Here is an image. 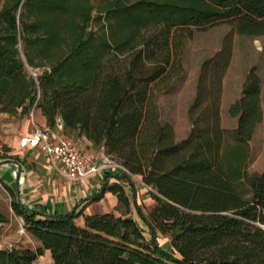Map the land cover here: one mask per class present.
I'll list each match as a JSON object with an SVG mask.
<instances>
[{
  "label": "trees",
  "instance_id": "trees-1",
  "mask_svg": "<svg viewBox=\"0 0 264 264\" xmlns=\"http://www.w3.org/2000/svg\"><path fill=\"white\" fill-rule=\"evenodd\" d=\"M94 9L91 0H0V112L25 115L36 105L50 127L61 120L66 133L77 131L139 176L155 201L147 213L138 207L151 238L131 215L122 182L105 183L98 195H116L120 215L87 214L80 225L82 211L29 212L1 181L41 245L0 248V264H35L46 250L53 264H264V170L247 171L263 122L256 66L229 107L237 126L221 122L234 32L264 36V0H106L99 16ZM221 23L234 30L203 61L188 110L191 129L177 141L156 93L183 74L194 30ZM26 63L45 67L38 85ZM120 177L133 185L131 175ZM242 179L249 195L239 189ZM159 234L170 237L171 253Z\"/></svg>",
  "mask_w": 264,
  "mask_h": 264
},
{
  "label": "rangeland",
  "instance_id": "rangeland-1",
  "mask_svg": "<svg viewBox=\"0 0 264 264\" xmlns=\"http://www.w3.org/2000/svg\"><path fill=\"white\" fill-rule=\"evenodd\" d=\"M91 1L95 7L93 15L99 16V8L106 0ZM233 30V26L227 23L218 24L216 26L208 28L207 30L195 29L193 38L188 39L185 42L183 53V74L179 77L174 78L166 90L161 89V91L156 93L158 104L160 107L161 119L164 122H168L171 124L173 122L179 129V136L176 135L177 141H181L184 139H181V137L186 134L188 125H191L190 119L188 120V110L194 100V97H192V91L195 92L194 87L195 84L198 83L200 68L203 61L214 56L221 49L224 37ZM233 37L234 45L236 47V56L233 62V72L235 74L233 73L232 76L234 77L235 75H244L249 72L252 67L256 66L258 74L260 75L262 80L261 86L263 122L258 126L256 133L250 142V158L247 163V171L250 174L256 172L259 173L264 170V36L254 38L245 35H239L234 32ZM26 69L29 75L36 80L38 85V76L42 74V72L45 70V67L33 68L26 63ZM235 89H238V87H235ZM236 94H238V91ZM39 97L40 94H38V100ZM40 113H42L41 110L36 105H34L29 114L24 116L16 115L14 121H16L17 125H21L26 119L37 123L38 115ZM10 117L11 116H8L9 119ZM3 122L4 119L0 116V123ZM228 124L229 127H223L231 129L230 123ZM60 134H63V136L66 138L74 140L88 154L94 157L98 155L101 156L100 154L103 148L100 149L99 147L94 146L93 143L87 144V138L84 136H79L77 131L66 133L64 129H62L60 130ZM23 135L21 133L19 134L20 137H22ZM10 153L11 157H17L13 154L14 152ZM1 174L4 173L0 170V175ZM4 178L8 179L9 175H4ZM132 181L133 185L129 189V195L131 198V215H133L135 219L140 223L145 232L146 238L150 240L151 235L149 232V228L140 218L138 207H140L143 212L147 213L155 205V201L148 193L147 187L141 184V179L139 176H133ZM63 182L65 183L66 181ZM239 189L244 194L249 195V186L245 179H242V181L239 183ZM1 191L0 211L8 217L9 221L0 222V248H35L32 237L25 231L23 227V218L11 212V210L9 209L11 206V200L6 194L5 190L1 189ZM111 201L112 200L110 199H106L105 202H103L102 210L96 208L93 212H114L116 215H120V213L124 210V207L119 203L115 206ZM76 221L77 223H80V217L77 218ZM157 240L160 247L164 251L169 253L172 252L170 237L159 234Z\"/></svg>",
  "mask_w": 264,
  "mask_h": 264
},
{
  "label": "crops",
  "instance_id": "crops-1",
  "mask_svg": "<svg viewBox=\"0 0 264 264\" xmlns=\"http://www.w3.org/2000/svg\"><path fill=\"white\" fill-rule=\"evenodd\" d=\"M235 56L236 47L234 45L232 59L223 80V95L221 103L222 126L229 127L228 123H230L231 128L237 126L238 118L229 115V107L241 97L245 77L248 74L247 72L244 75L232 76L234 73L233 62ZM235 87H238V89H235ZM194 88L195 92L192 91V97L195 98L197 84H195ZM237 91L238 94H236ZM0 116L4 119V122L0 123V144L9 154V156L7 154L0 160V170L4 173L0 175V193L2 192L1 189L5 190L11 202L12 196L3 184L8 185L15 192L17 199L29 212L37 211L43 214L66 215L74 213L75 211H82V214L77 218L80 217L81 220L78 224L83 225L84 216L87 214H94L93 211L96 208L102 210L103 202H105L106 199L112 200L111 202L115 206L118 204L117 196L109 191L105 192L102 197L98 199V195L103 193L105 183L111 184L114 182H122L129 194V189L132 187V184H130L127 179L118 177L126 175L130 176V174L120 168L109 166L90 179L74 181L58 175L48 163L45 154L40 148L30 146L22 147L21 137L19 136L20 133L22 135H27L33 133L37 127H50L42 113L38 115V124L29 119H23L24 122L21 125H17L16 121H14L16 115L0 112ZM8 116H11L12 118L10 117L9 119ZM172 124L174 125L176 135L179 136L178 127H176L173 122ZM59 129H63V123L61 120H58L56 126L50 127L52 140L57 141L61 138H65L63 134H60ZM190 129L191 125L189 124L186 134L182 136L181 139L188 135ZM86 141L87 144H92L90 140L87 139ZM101 151V156H96L98 160H101V157L106 154L104 149ZM10 152H14L13 154L17 157H11ZM7 174L9 175V178L5 179L4 175ZM63 181L66 182L64 183ZM9 209L15 214L12 205ZM33 242L35 247L41 245L36 239H33ZM43 263H54L50 250H46L44 255L39 257L35 262V264Z\"/></svg>",
  "mask_w": 264,
  "mask_h": 264
},
{
  "label": "built area",
  "instance_id": "built-area-1",
  "mask_svg": "<svg viewBox=\"0 0 264 264\" xmlns=\"http://www.w3.org/2000/svg\"><path fill=\"white\" fill-rule=\"evenodd\" d=\"M21 146L40 148L53 170L66 179L87 180L109 166L120 168L132 177L135 176L108 154H104L101 160H98L70 138L52 140L50 127H37L33 133L23 135ZM7 154L8 152L0 144V160ZM142 184L145 185L143 182Z\"/></svg>",
  "mask_w": 264,
  "mask_h": 264
}]
</instances>
